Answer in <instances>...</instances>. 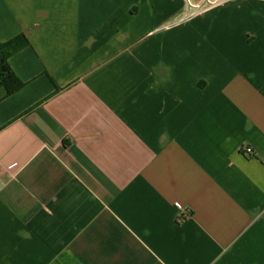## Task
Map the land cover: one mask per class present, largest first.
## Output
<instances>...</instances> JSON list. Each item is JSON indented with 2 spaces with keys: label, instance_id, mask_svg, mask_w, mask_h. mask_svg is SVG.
Instances as JSON below:
<instances>
[{
  "label": "crops",
  "instance_id": "0c3cea01",
  "mask_svg": "<svg viewBox=\"0 0 264 264\" xmlns=\"http://www.w3.org/2000/svg\"><path fill=\"white\" fill-rule=\"evenodd\" d=\"M184 13L0 0V264H264V0Z\"/></svg>",
  "mask_w": 264,
  "mask_h": 264
},
{
  "label": "trees",
  "instance_id": "16d2710c",
  "mask_svg": "<svg viewBox=\"0 0 264 264\" xmlns=\"http://www.w3.org/2000/svg\"><path fill=\"white\" fill-rule=\"evenodd\" d=\"M28 45L29 42L24 35H18L0 44V102L23 87V83L11 71L8 59Z\"/></svg>",
  "mask_w": 264,
  "mask_h": 264
},
{
  "label": "built area",
  "instance_id": "2783aa9c",
  "mask_svg": "<svg viewBox=\"0 0 264 264\" xmlns=\"http://www.w3.org/2000/svg\"><path fill=\"white\" fill-rule=\"evenodd\" d=\"M232 1V0H183L185 6V13L180 17L177 21L178 23H185L188 22L209 10L222 6L225 3ZM245 156H253L254 152L251 148L245 147L242 150ZM173 210H183L180 205H175Z\"/></svg>",
  "mask_w": 264,
  "mask_h": 264
}]
</instances>
